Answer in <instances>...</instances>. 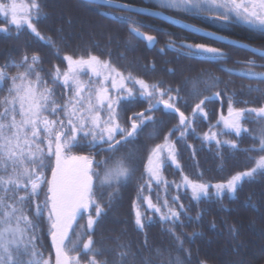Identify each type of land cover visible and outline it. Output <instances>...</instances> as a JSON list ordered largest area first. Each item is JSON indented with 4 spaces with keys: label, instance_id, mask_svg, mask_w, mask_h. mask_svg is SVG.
<instances>
[{
    "label": "snow or ice",
    "instance_id": "6c2138e0",
    "mask_svg": "<svg viewBox=\"0 0 264 264\" xmlns=\"http://www.w3.org/2000/svg\"><path fill=\"white\" fill-rule=\"evenodd\" d=\"M153 2L160 9L175 10L193 17H211L222 28L240 25L250 32L264 36V0ZM103 3L119 10H133L127 3H116L115 0H103ZM41 13L38 0H30L29 3H24L23 0L20 3L17 0L0 2V16L5 18L6 24L15 26L17 32L26 26L37 38L53 44L51 38L42 36L36 27ZM151 14L168 18L162 11ZM111 19L127 24L129 35L146 40L149 46L156 42L154 36L140 31L143 25L137 21L122 16H111ZM173 22L181 23L178 20ZM184 27L204 39L226 43L264 59V49L239 44L192 25L185 24ZM0 31L7 32L9 28L0 27ZM168 47L175 51V42H169ZM181 48L188 59L213 64H226L229 60L221 48L205 43L185 42L181 44ZM161 52H164L163 48ZM64 60L67 62V69L61 71L59 67L54 68L51 73V88L48 87L49 81L41 75L39 65L42 61L38 55H33L31 59L25 55L18 64L13 62L0 67V92L5 90V82L10 81L8 95L0 101V264H53L52 258H45L44 252L40 250L41 245L37 243V222L44 217L45 212L50 225L51 244L55 250L54 264H100L98 256L101 252L95 247L93 236L96 225L105 214V194L107 193L110 204L114 192L129 181L135 171L131 166L132 153H121V148L133 143L149 123L155 124L152 113L160 105L168 112L177 114V127L164 138L163 144H158L151 150L145 183L139 189L141 194L145 190L151 193L155 182L157 186L163 185L166 191L169 184L162 176L166 162L171 161L177 168L180 167L176 144L171 142L170 137L177 131L180 133V140L186 139L189 134L194 135L197 131L194 126L196 120L199 117L208 118L206 104L226 94L214 91L212 95H204L188 116L177 106L181 92L179 87L165 88L160 83H149L130 72L125 75L109 59H101L91 53L87 57L66 55ZM243 63L249 69L264 67L257 65L255 60ZM12 68L16 69V73L9 75L8 70ZM219 70L230 76L264 84V73L237 71L228 67ZM207 75L208 79L197 78L186 82V86L191 85V97L202 95L200 85H204L206 91L219 88L222 81L211 74ZM57 85L62 86L67 93L63 103L56 99L54 87ZM248 91L251 93L262 90L257 87L249 88ZM137 100H146L148 107L129 117V124L126 126L121 122L120 114L128 103ZM238 103L234 96H229L227 117L221 115L217 124L211 125L203 133L204 141H215L218 147L227 145L236 149L238 145L235 140H221L220 137L230 134L240 137L243 132H247L248 129L242 124L246 116L254 115L258 121H264V106L241 108L235 106ZM221 124L223 131H215ZM258 139V150L252 149L260 153L254 166L232 175L226 182L210 185L183 175L182 185L191 190L192 199L199 203L210 200L213 195L221 200L234 197L246 180H251L258 174L264 176V130ZM97 149L105 154V159L96 160L94 153ZM85 150L89 154H78ZM98 169L102 170L103 175ZM180 186L176 185L178 189ZM211 188L215 189L214 193L210 192ZM42 194L44 199L40 201ZM142 199L147 205L146 210L160 214V219L171 221L173 227L187 211L182 203L178 208L173 206L179 201L178 196L173 197L171 204L166 197L163 203L159 196L156 202H153L151 195H143ZM33 203L34 212L29 208ZM84 214H87V223L81 225L79 220L84 218ZM145 218L140 208L136 207L135 224L138 229H144ZM177 239L179 240L178 237ZM125 255L126 253H121V260ZM157 255H160L159 251ZM169 264L183 262L177 257L169 260Z\"/></svg>",
    "mask_w": 264,
    "mask_h": 264
},
{
    "label": "trees",
    "instance_id": "16d2710c",
    "mask_svg": "<svg viewBox=\"0 0 264 264\" xmlns=\"http://www.w3.org/2000/svg\"><path fill=\"white\" fill-rule=\"evenodd\" d=\"M117 1L160 9L154 6L153 0ZM0 2L10 3L11 0ZM17 2L20 3V0ZM23 2L29 3L30 0ZM38 2L42 13L36 27L42 36L51 38L53 44L40 40L26 26L17 32L15 26L6 24L5 18L0 16V27L9 28L7 32L0 31V67L13 62L18 64L25 55L29 59L38 55L42 61L39 65L41 75L49 81L48 87L51 88V73L54 68L59 67L61 71L67 69V62L64 60L66 55L87 57L91 53L101 59H109L125 75L130 72L149 83H160L165 88L179 87L181 92L177 106L188 116L204 95H212L214 91L226 93L220 99L206 104L208 118L199 117L196 120L194 126L197 131L194 135L189 134L186 139L180 140V133L177 131L170 137L171 142L176 144L180 167L177 168L171 161L166 162L162 171L163 178L169 184L166 191L163 185L157 186L155 182L152 184L151 193L145 190L141 194L139 189L145 183L151 150L156 145L163 144L164 138L179 123L176 114L168 113L163 108L154 111L152 115L155 124L149 123L133 143L121 148V153H132L131 166L135 171L132 178L114 192L110 204L107 193L105 194V214L96 225L93 236L95 247L101 252L98 256L100 264L105 261L107 264H169V260H175L177 257L183 264H264V176L258 174L253 179L246 180L234 197L221 200L213 195L210 200L199 203L192 199L191 190L182 185L183 175L197 182L215 185L226 182L232 175L254 166V161L260 153L252 149L259 148L258 137L264 130V121H258L254 115L246 116L242 124L248 129L247 132H243L240 137L234 134L220 137L221 140H235L238 145L236 149L227 145L218 147L215 141L206 142L203 140V133L207 132L211 125L217 124L221 115L227 117L229 96H234L235 100L239 101L236 107L264 106V84L235 75L230 76L219 70L228 67L247 71L249 67L244 61L255 60L257 65H264V59L246 50L204 39L151 17L83 0ZM164 11L194 25L264 49V36L250 32L244 26L232 25L222 28L219 22H214L211 17H193L175 10ZM105 14L128 17L143 25L140 31L156 38L154 47L148 48L147 42L129 35L127 24L115 22ZM169 42H175V51L168 47ZM185 42L205 43L221 48L229 58L228 63L213 64L204 60L188 59L181 48V44ZM162 48L164 52H161ZM251 70L261 73L264 72V67H254ZM207 74L222 81L219 88L206 91L204 85H200L202 95L191 97V85L186 86V82L197 78L208 79ZM84 79L87 80V77ZM8 86L10 83L5 82V88ZM257 87L262 91L249 93V88ZM54 91L56 99L63 103L67 97L64 88L57 85ZM147 107L146 100L128 103L120 114L121 122L127 126L129 117L136 112L145 111ZM214 130L223 131L222 124ZM253 137L257 139L254 140ZM78 154L89 153L85 150ZM94 154L98 161L106 158L99 149ZM166 154L165 152V156ZM97 171L103 175L101 169ZM176 185L181 186L178 189ZM214 191V188L210 189V192ZM143 195H151L153 202H156L159 196L161 203L166 197L170 204L173 197L178 196L179 201L173 206L178 208L182 203L187 211L173 227L171 221H162L160 214L146 210ZM43 199L42 194L40 201ZM136 207H139L146 217L143 230L138 229L135 224ZM29 208L34 212L35 204L29 205ZM197 216L200 218L197 219ZM37 223V243L41 245L40 250L44 252L45 258L51 257L54 262L47 212ZM86 223L87 214H84L79 224ZM157 251L160 255H157ZM121 253H126L123 260Z\"/></svg>",
    "mask_w": 264,
    "mask_h": 264
},
{
    "label": "water",
    "instance_id": "95a60500",
    "mask_svg": "<svg viewBox=\"0 0 264 264\" xmlns=\"http://www.w3.org/2000/svg\"><path fill=\"white\" fill-rule=\"evenodd\" d=\"M83 1H86V2H89V3H93V4H97V5L104 6V7H110V6H108L107 4L103 3V0H83ZM115 2H116V3H126V2L117 1V0H115ZM127 4L130 5L131 8H132L133 10H132L131 12H129V11H124V10H121V11H123V12H128V13H133V14H138V15H143V16H147V17L154 18V19H158V20L164 21V22H166V23H168V24H170V25H173V26H175V27H177V28H179V29H182V30H184V31H186V32H189V33H192V32H191L189 29L185 28L184 25H185V24H187V25H192V26H195V27H197V28H200V29H202V30H204V31H206V32L216 33L218 36H222V37L227 38V40L235 41V42H237V43H239V44H246V45H249L250 47L257 48V47H254L253 45H251V44H249V43H247V42H245V41H242V40H239V39H235V38H231V37H229V36H226V35H224V34L218 33V32H216V31L208 30V29L202 28V27H200V26L194 25V24H192V23H190V22H187V21H185V20H183V19H181V18H178V17L173 16V15L167 13V12L164 11V10L156 9V8H149V7L141 6V5H134V4H130V3H127ZM110 8H113V7H110ZM113 9H115V8H113ZM139 9H144V10H146V11H137V10H139ZM117 10H119V9H117ZM157 11H162V12H164L165 16L168 17V18L158 17V16H155V15H152V14H151V13H153V12H157ZM105 15L108 16V17H111V16H112L111 14H105ZM174 20H178V21H180L181 23H174V22H173ZM1 32H2V31H1ZM141 32H142V31H141ZM193 34H195V33H193ZM146 35H147V34H146ZM196 35H198V34H196ZM199 36H200V35H199ZM139 39H141V40L144 41V42H147L146 40H144V39H142V38H139ZM155 43H156V42H155ZM155 43H154L153 45H151V46L148 45V48L152 49V48L154 47ZM147 44H148V43H147ZM222 44H226V43H222ZM257 49H259V48H257ZM160 108H163V105H160V106H159V109H160ZM163 109H164V108H163ZM164 110H165V109H164ZM155 111H156V110H155ZM165 111L168 112L167 110H165ZM168 113H172V112H168ZM173 114H175V113H173ZM176 115H177V114H176ZM177 116H178V115H177ZM53 252H54V258H55V250H54V248H53ZM202 264H208V263L203 262Z\"/></svg>",
    "mask_w": 264,
    "mask_h": 264
},
{
    "label": "rangeland",
    "instance_id": "374dc122",
    "mask_svg": "<svg viewBox=\"0 0 264 264\" xmlns=\"http://www.w3.org/2000/svg\"><path fill=\"white\" fill-rule=\"evenodd\" d=\"M3 17V16H2ZM4 18V17H3ZM2 27H7V26H2ZM249 70H251V69H249ZM251 71H255V70H251ZM255 72H257V71H255ZM8 73H9V75H14L15 73H16V69H14V68H12V69H9L8 70ZM257 73H260V72H257ZM261 73H264V72H261ZM7 83H10V81H6ZM9 87V86H8ZM8 87H6L5 88V90L3 91V92H0V101H2L6 96H7V88ZM53 264H54V262H53Z\"/></svg>",
    "mask_w": 264,
    "mask_h": 264
}]
</instances>
